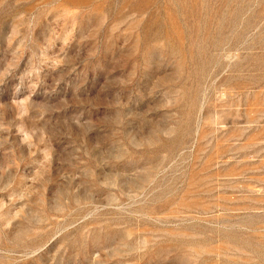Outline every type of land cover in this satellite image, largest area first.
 <instances>
[{
	"label": "rangeland",
	"instance_id": "374dc122",
	"mask_svg": "<svg viewBox=\"0 0 264 264\" xmlns=\"http://www.w3.org/2000/svg\"><path fill=\"white\" fill-rule=\"evenodd\" d=\"M0 264H264V0H0Z\"/></svg>",
	"mask_w": 264,
	"mask_h": 264
}]
</instances>
